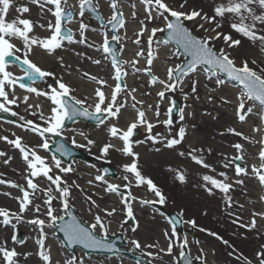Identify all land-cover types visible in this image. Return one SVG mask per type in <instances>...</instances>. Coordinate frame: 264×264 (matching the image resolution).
I'll return each instance as SVG.
<instances>
[{
    "label": "snow or ice",
    "instance_id": "1",
    "mask_svg": "<svg viewBox=\"0 0 264 264\" xmlns=\"http://www.w3.org/2000/svg\"><path fill=\"white\" fill-rule=\"evenodd\" d=\"M140 3L144 5L146 12V20L151 22L154 20H162L163 26L153 27L150 30L148 37L149 50L147 52V65L144 69L137 68L138 60L121 61L117 55V49L112 46V42L120 43L122 37L117 33L111 35L109 38L108 33L103 34L102 44L97 51H102L111 57V66L114 70V79L116 81L115 86L111 92V96H107L100 87L94 90L93 103H88L89 97L77 98L74 93V89L63 81V78H56L55 73L42 69L36 63L30 59V55L33 52V48L39 47L46 51L47 54H55L58 49L64 47V42L68 44H86L87 37L85 32L88 30L89 25L83 21L79 22V36L80 39L74 38V33L71 28H67L65 21L71 22L75 15L84 17L86 11L96 13V18L103 21L104 17L99 14V0H77V4H69V0H28V3H17V0H0V112L10 113L12 116H17L18 113L13 111L10 106H19V97L16 96V87L26 90L28 94H35L37 97H46L50 101L49 115L45 116L43 111L39 112V119L43 121V125L34 123L32 120H25L23 116H20V120L25 121L27 130L38 135L42 143L38 146L29 147L23 142V139L19 136L15 139H9L7 136L0 137L8 144L12 145L15 149H18L21 153L22 160L26 167L24 179L26 181V187L19 185L12 181H6L0 179V184H7L12 188L18 189L22 195L15 197L19 202V211L12 212L8 209L0 207V226L11 227L13 229V235L11 237L14 244L25 243L24 240H19L16 235V224L20 222L32 225L38 230V238L36 244L39 246V250L36 255L42 260L43 264H52L51 249L46 247V240L48 239V229H59L63 232L64 239L69 246L82 245L85 249H105L111 250V246L106 243L110 220L106 221V217H112L116 208L111 210L103 209L105 216L102 217L99 214L92 213V207H99L95 200H92L90 196L86 197L91 202V206L88 208L89 214L92 215V220L82 222L73 215L70 209L74 208L71 203V189L73 187L79 188V185L72 182L69 184L64 179L69 173L75 171V169L69 164L65 166L61 159L55 155L51 157V162L47 157H42L38 154L37 148L44 150L49 149V136H61L65 131V121L73 120L75 117H85L94 119L96 121V127L103 126L109 137L119 139L122 142V147L117 148L116 145L111 142L105 143L101 148V156L97 157L102 159L109 155L110 150L120 152L122 155L131 159L130 163L122 165V170L125 175L122 177L127 183L112 184L108 183L105 176L107 169L103 170L104 174L96 175L95 181H99L106 185L105 191L108 193H115L121 197V203L124 205L126 217L128 220H135L133 207L130 201H134L137 197L132 196L129 191L127 195L121 191V188L130 189L132 187V180L129 179V175L135 180V186H147L148 191L157 197L156 200L141 199V205H152L166 203V197L162 193L161 189L153 182L150 177L145 176L139 165L140 154L135 152L134 145L138 146L146 141H152L153 143H163L166 148H174L182 143L186 136V128L180 127L176 135L171 139L161 135L152 134L153 128L156 126L150 122L146 113L142 109H138L137 105L142 104L143 101H138L133 95L137 91L136 88L129 89L127 83H122V78L127 76V71L124 65L130 64V66L136 72L144 71L151 76L150 83L160 84L162 90L157 92V96L160 100L166 98V93L175 92L183 84L181 77L189 76L190 74H196L203 71L207 74V79L212 81L216 85V88H220L226 85L229 81L237 82L241 88L237 93V104L235 108L236 117L239 122H246V118L249 115L257 114L260 116L261 122L264 123V62L258 63L256 59L239 58L233 54V50L242 46V39L235 38L232 33L238 34L239 37L247 40L252 46L256 47L261 55H264V0H211L209 11H205L203 7H193L189 4V0H180L179 7H175L168 3V0H140ZM28 4L36 5L40 9L41 17L43 18L45 13H50L54 18V23L49 20L47 26L34 22L29 18H24V14L30 13L31 9ZM78 6V13L76 11ZM131 7L135 9V4ZM109 8L111 10V16L107 19L106 23L112 26V29H119L125 26L124 13L120 8L119 0H110ZM15 12L19 15L12 16L11 13ZM137 13L132 12V17L135 19ZM142 28L138 36H142L147 29L144 27L145 21H140ZM189 24L192 27H189ZM207 25V27H206ZM39 27L50 32V35L45 38H41L34 33V28ZM230 31H227V30ZM201 35L196 33L201 32ZM167 32V39L161 41V43L167 45L170 42H175L176 51L172 53L174 56L185 55L189 57L186 64L175 65L169 67L166 73V79H159L155 75H151V65L156 58L151 45L153 44V37L157 33ZM19 41L21 46H17L13 41ZM223 41L226 47H217V41ZM134 43L139 44L140 40L137 39ZM93 45H89L92 47ZM182 50V51H181ZM123 51V48H120ZM22 53L21 55H19ZM144 55L143 50L138 51L136 56ZM11 58V59H10ZM63 65V57H58ZM239 59V63L237 60ZM18 61L21 65L26 66L23 68V76H15L12 71H9V64L11 61ZM94 64H101V60L95 59L92 61ZM85 75H88L85 73ZM48 77H53L54 85H48L49 90H41L32 86L36 81H43ZM175 77V79H174ZM27 79L31 84L26 85L21 82ZM91 79L98 85H106L107 81L104 79H97L92 76ZM198 81H192V92H196V84ZM215 91L216 89H212ZM182 91V88H181ZM123 94V99L121 95ZM131 99V107L136 110L137 115L135 120L128 124L126 130L118 126V121L122 110L128 107V99ZM187 98V96H185ZM199 97H197L198 99ZM29 96L23 97V103H28ZM212 97H209L211 101ZM223 103H231V101L221 98ZM87 104V106H85ZM259 107L260 112L254 113V109ZM35 108L41 109L40 104L35 106L28 104V109ZM152 106L149 105L151 110ZM175 109V102L170 100L169 107L166 115L168 119L162 121L165 126L171 129L173 120L171 114ZM27 110V109H26ZM179 119L185 120L184 108L179 110ZM33 115L36 112L33 111ZM155 115L159 117V104L156 105ZM189 116L192 113H188ZM109 121H116V123H109ZM144 127L147 135L144 140L134 139L139 133L137 129ZM253 132H261L264 129L254 126ZM233 134L240 137L242 140L247 141L253 145L259 143L261 145L258 155L254 158L259 159L261 163L259 166L252 164L249 166L245 161L246 150L242 143H235L231 145L236 150V155L233 157H225V163L223 167L228 169L234 164V173L236 177H255L258 179L261 186H264V136L259 141L252 140L250 137L245 136L242 132L237 131L235 128L229 127L223 134ZM79 135L83 136L86 140V144H78L75 136L72 137L71 142L76 147L91 148L96 144V141L88 138L83 132ZM159 151V149H157ZM202 149L194 148L188 155L192 161L200 165L205 169H209L215 173V168L207 163L197 153L202 152ZM211 152V149L208 150ZM56 152L61 156L70 155L68 149L64 144H59L56 147ZM180 156H184V152L179 153ZM6 153L0 151V157H5ZM12 157L4 159L3 163L7 165L11 161ZM240 161V163H235ZM92 167H95L92 165ZM99 171V170H98ZM169 171L175 173V178L181 183L185 182L184 172L178 169H171ZM3 174L0 173V176ZM220 178L215 175L205 174L202 176V180L205 182L204 187L206 191L211 195L214 190H219L225 194L227 206L232 207L233 201L230 195H228L233 189L234 184L243 185V179H235L231 183L230 177L227 172L221 171L218 173ZM39 178L46 179L49 183L45 188H41L36 182ZM89 184L92 181L88 182ZM81 191H83L81 189ZM43 193L45 199L43 200V207L45 211L42 213L43 219L36 215L32 219L25 220L24 213L31 207L35 213H41V205L34 204V200L37 198V193ZM5 195H11L10 193H4ZM261 200H264V196H261ZM54 201H59V207L54 206ZM240 207H243L242 205ZM63 214H60V213ZM181 216L183 213L180 214ZM259 215L264 218V213H253V219L248 224H241V227H246L248 230L256 228L255 217ZM68 216L69 219H65ZM13 220L16 223H13ZM125 220L123 223H127ZM59 222V223H58ZM236 223L237 221H233ZM123 223L121 227H123ZM187 223L195 227V221L189 220ZM138 222L132 228L135 232L138 228ZM201 231H206L201 229ZM55 233H53L54 235ZM216 236V233H209ZM165 236L169 237V233L165 232ZM179 241L178 245L173 240ZM217 239H222L217 236ZM133 250L141 249L139 241L133 239L130 241ZM197 243H199L197 241ZM224 244H228L227 240L223 241ZM188 239L185 236L180 238L177 236L176 229L173 227L171 236L169 237V243L166 249L161 248V252H165L167 255H173L174 247L178 246L179 260H184L185 264H193L192 259L188 258L186 249L188 248ZM145 247L152 248L156 245H146ZM236 250L230 252L229 255H233ZM23 255L27 260L29 256L33 255L31 252L20 253L16 248H9L7 246V240L0 241V264H19V257ZM147 256L153 258H159L157 254L147 252ZM237 260H243V264H252V261L243 254H238L235 257ZM196 260L201 261L203 264V249H201V255L195 257ZM256 259L258 264H264V246L260 251L256 252ZM179 260L174 257V264H179ZM59 264V262H57ZM64 264H84L82 258L76 255H71L64 261ZM137 264H140L138 261ZM148 264H151L149 261Z\"/></svg>",
    "mask_w": 264,
    "mask_h": 264
},
{
    "label": "rangeland",
    "instance_id": "2",
    "mask_svg": "<svg viewBox=\"0 0 264 264\" xmlns=\"http://www.w3.org/2000/svg\"><path fill=\"white\" fill-rule=\"evenodd\" d=\"M95 2V0H94ZM109 2L110 0H99V14L104 17V20L102 21V24L93 19L89 14L85 13L84 17H80L78 14L74 16L73 20L71 22H67V27L71 28L74 33V38L79 40V22L83 21L84 23L89 25L88 30L85 32V35L87 37V43L86 44H77L72 43L68 44L66 41L64 42V47L61 49H58L55 54L49 55L46 53L45 50L35 47L33 48V52L30 55V59L36 63L38 66H40L42 69L52 71L55 73L56 78H63V81L69 84L74 89V95L77 96V98H84V96H80L79 92L81 90L85 91L84 94L93 95V88L94 87H100L101 90L105 92L107 96H111V92L115 86V79H114V70L111 66V59L109 56H107L102 51H97L98 48H100V45L102 44L103 34L105 32L108 33L109 38L111 37L112 33L110 31L109 25L106 23L107 19L111 16V10L109 8ZM17 3H28V0H17ZM168 3L172 4L175 7H179L180 0H168ZM211 0H192L189 1V4L193 7H203L205 11H209ZM69 4L76 5L77 0H69ZM120 7L127 8L128 10L134 11L137 9V6L141 11H135L137 12L136 18L134 21L137 23H140L141 20H146V12L144 5L140 3V0H119ZM132 4H135V9L131 7ZM209 5V7L207 6ZM31 11L30 13L24 14V18H29L33 20L34 22H38L40 24H44L45 27L47 26V23L49 20H52L54 23V18L51 16L50 13H45L44 17H41L40 9L36 5L28 4ZM206 6V7H205ZM78 13V6L76 9ZM12 16L19 15L18 13L12 12ZM163 26L162 20H154L150 23L146 24L145 28L147 29L144 31L143 38L145 39V35L150 31L153 27H161ZM189 27H192L191 24H189ZM207 27V25H206ZM141 29L142 26L136 25V24H127L125 21V26L123 28H120L117 33L122 37V40L120 43L115 42L117 45V52L118 57L120 60L127 61V59L132 60H138V64L136 65L137 68L144 69L145 67H140L139 63L144 61L142 57L136 58L132 56L126 55L124 50L127 48V45L129 43H126L124 40V35L127 32V29ZM227 30V29H226ZM230 31V30H227ZM116 33V34H117ZM35 35L45 38L50 35V32L39 28L38 26L34 28ZM150 34V32L148 33ZM197 35L202 34L201 32L196 33ZM235 38L242 39V46L233 50V54L236 55L239 58H245V59H256L258 63L264 62V55H261L259 50L252 46L250 42L247 40L241 38L238 36V34L232 33ZM163 33H157L155 37H153V44L152 47H160L167 51V54L165 55L166 60L162 62V68L159 70L160 73L151 72V75L157 76L159 79H166V73L167 69L169 67H174L175 65H180L183 61L182 56H174L172 55L173 52L176 51L175 47L171 44H163L161 43ZM148 38V37H147ZM135 40V37L133 38ZM17 44V46H21L19 41H13ZM217 47H226V45L223 44V41H217L216 42ZM89 45H93L92 47H89ZM123 48V51H120V48ZM22 57V53H20ZM58 57H63V65L61 66V62L58 59ZM95 59L101 60V64L97 65L94 64L92 61ZM239 63V59L237 60ZM87 68L90 67L93 71L88 69L91 73H88L89 77L87 78H81L77 74L78 68ZM125 70L127 71V76L122 78L123 83L127 82L128 80L132 79H138L140 83L146 84L148 86V89H160L162 90V86L160 84H151L150 83V77L147 73L144 71L136 72L134 69L130 66V64L124 65ZM16 68V67H15ZM14 66L11 68H8L9 71H12L15 76H20L16 74V69ZM102 69V71H101ZM95 76L97 79H104L107 81L106 85H98L95 81L91 79L92 76ZM199 77V81L196 79V77ZM67 77V78H66ZM183 84L177 88L175 92H168L166 93V98L164 100H160L158 97L159 102V110L160 115L157 117V120H166L169 117L166 115L170 100H176L179 105V110L181 108H184V111L187 109H193L195 111V114L199 115V124H204L207 130L218 132H225V130L232 126L233 120L237 119L235 108L237 104V100L230 99L231 103H223L221 98L226 99V95L220 94L221 88L229 89L232 93L233 97H237V93L239 91L238 88H236L234 85L227 83L226 85L216 88V85L214 83V80L210 81L207 79V74L203 73V71L198 72L196 74H190L189 76L183 77ZM191 81L196 80L198 83L196 86L204 82L206 84L205 90L203 89V92H192L190 94L182 93L181 88H184L185 85ZM77 81H83V85ZM74 82H77L75 84ZM53 84L54 85V79L53 77H48L45 80H43V83L34 87H37L41 90H49L48 85ZM92 86V87H91ZM17 89L19 87H16V93H18ZM91 89V92H90ZM212 89H216L213 91ZM139 87L137 88V91L135 93L139 94ZM139 92V93H138ZM187 96V98H185ZM197 97H199L197 99ZM209 97H212L211 101L209 100ZM41 103H44L47 105V109L49 110L51 104L50 101L46 97H38ZM123 99V94L120 97ZM149 98V97H148ZM193 99L194 104H189V100ZM94 100V99H93ZM92 100V101H93ZM147 101V97L145 100ZM19 106L16 105L10 106L13 111L17 112V116H13L18 121V128L26 129L27 125H25L24 120H20L19 117L23 116L25 120H32V112L33 109H28L26 107V104L23 103V100L20 99L18 101ZM87 106V104L85 105ZM144 106H146V102L144 103ZM27 109V110H26ZM125 109L122 110V113L120 115L121 120L118 121V126L120 128H123L126 130L128 124H130L134 120V115L136 116V110L130 109V112L132 115H126L127 111L124 112ZM149 115H152L151 111H147ZM260 109L259 107L254 109V113H259ZM50 113L47 114V116ZM180 115V113H179ZM179 115L175 118H171L173 120V125L171 129L168 128V131H170V134H177L179 131L180 126L179 124ZM127 116V117H126ZM238 120V119H237ZM116 123V121H109ZM0 123H7L2 120H0ZM251 124L252 129L254 126L260 127L261 129H264V123L261 122L260 116L257 114L249 115L246 118V122L241 123L239 122L237 124L241 126V128L244 127L245 124ZM155 124V123H154ZM9 126L8 128L13 129V125L7 123ZM12 125V126H10ZM43 125V124H42ZM15 127V126H14ZM16 128V127H15ZM240 128V127H239ZM24 129V130H25ZM95 129L98 130V127L96 125L91 124H85L83 122L80 123H74L71 126L65 127V131L61 137L67 141L69 144L74 146L75 148L81 150L82 152L87 153L89 156H91V161L88 163L80 162V161H72L71 166L74 169L81 170V167L85 165L87 168H89V176L91 179L95 182L97 186H103L106 188V185L99 181H95L94 177L96 175L101 174V167L106 164L111 167L113 171H115L116 176L114 178H106L108 183L112 184H120L123 185L127 183L126 181L122 179V177L125 175V173L122 170V165L125 163H130L131 159L129 157H126L124 155H120L117 152H114L113 150H110L109 155L98 159L97 157H100L102 154L100 151L97 150L95 146H91L90 150L89 148H80L76 147L74 144H72L71 139L73 136H75V139L78 144H86V140L83 136L79 135L80 132H83L85 135L90 130ZM22 130V132L24 131ZM146 129L144 127H140L137 129V132L139 133L137 136L134 137V139L137 140H144L147 133L144 132ZM163 131V127L160 125H156L153 130L152 134H161ZM1 137L7 136L9 139H15L18 135L9 131L8 129H0ZM21 132V133H22ZM104 134H108L107 132H103ZM253 133H260L258 136H264V131L261 132H253ZM25 133L23 132V136ZM51 137L49 136V143H51ZM114 141L117 142L116 145L117 148L122 147V142L119 139L113 138ZM0 141H3L6 148L8 149L9 153L12 157L17 158L20 161V166L18 170L12 171L6 176H0V179H4L6 181H12L15 183H18L21 186L25 187V179L24 175H26L25 172V163L22 160L21 153L18 149H15L12 145L8 144L3 139H0ZM259 141V140H257ZM23 142L26 143L29 147L38 146L42 143L41 138L38 135H35V139L33 141H27L23 139ZM222 144L223 154H224V160L221 161L219 167L220 171L227 172L228 176L230 177L229 182L231 183L235 179H243L244 184L238 185L234 184L233 188L236 189L237 187H240L243 190V196H236V194H228L231 195L233 199L236 200L235 203L232 204V207H228L227 203L225 205L218 204L215 206V200H204V199H196L195 197H192V199L187 200L183 199L180 196L184 195V192L180 189V191L177 193L171 192L170 189L167 188L165 192H162L166 197V203L164 205L160 204H152V205H141L139 200L140 199H148V200H156L154 198V194L149 192H146L145 189H147L146 185L136 187L135 186V180L132 178L131 175H129V179L132 180V187L130 189H124L121 188V191L124 192L125 195L130 191L132 196L137 197L136 200L130 201L133 207V212L135 216V220H132V224L128 225L127 223H123L125 220H128L125 213L124 205L121 203V197L118 194L115 193H108L109 196L115 199V203L113 205L111 204H104L105 207L112 209L113 207L116 208L115 214L110 218L111 223L109 225V232L107 237L111 236H121L123 238V243L120 244L121 250H123L125 253L131 255V256H140L142 259V262L140 264H148L150 261L151 264H174V257L176 260H179V247L176 246L173 249V255H167L165 252H161L160 249H166L169 243V237L172 233V225L168 221L167 216L168 214L174 213L178 215L182 222H183V229L182 232H176L177 236L181 239L185 236L188 239V248L185 250L188 254L189 258L192 259V261L195 264H202L201 261H198L195 259L196 256L201 255V249H203V264H243V260H237L235 257L238 254H243V256L247 257L249 260L252 261V264H258V261L256 259V252L260 251L262 246H264V218L257 215L255 217L256 219V228L252 230H248L246 227H241V224H248L253 219V213H264V200H261V196H264V186H261L258 179L255 177H236L234 173V164L232 167L225 169L223 167V164L226 162L225 157H233L235 156L236 150L231 147V145L235 144L236 141H232L231 144ZM244 148L246 150L245 154V161L247 162L248 166L252 164V162L261 163L260 160L256 158H252V150L255 151V148L250 146L248 143H245ZM136 147L134 145V151L136 150ZM37 152L42 157H47L49 159V162H51L52 154H49L46 150L42 148H37ZM2 157H0V173L4 174L3 166L1 165ZM236 163V162H235ZM240 163V161L238 162ZM65 165V164H64ZM94 165L95 167H92ZM139 165L140 161H139ZM67 166V165H65ZM143 168L141 167V170ZM99 170V171H98ZM250 170V169H249ZM217 172L215 176L217 178H220L218 176ZM71 174V173H70ZM211 175V174H210ZM214 175V174H212ZM65 180H67V176L64 177ZM41 188H45L48 186V181L44 178H39L36 181ZM123 183V184H122ZM181 183V182H180ZM8 186L7 184H0V207L8 209L12 212H18L19 211V202L15 199V197H19V190L13 189L14 192L13 195H5L4 193H9L7 190ZM12 188V187H10ZM71 189V203L74 205L73 212L75 215L81 220L82 222H87L92 220V215L89 214L88 209H86V206L89 207L91 205L86 204L85 202H80L81 196L78 194L79 192ZM76 194H75V193ZM177 193V194H176ZM182 194V195H181ZM36 199L34 200V204H40L41 205V213H35L32 208H29L23 215L25 220L32 219L34 216L38 215L41 219L44 218L42 213L45 211L43 207V200L45 199L43 193H37ZM219 197H225V194L222 193L219 195ZM12 203H9L12 201ZM226 198V197H225ZM243 207H240V206ZM54 206L59 207V201H54ZM141 206L144 212L143 215L140 214L137 211V207ZM85 207V208H84ZM222 210H221V209ZM92 213L96 214L94 210H92ZM183 213L181 216L180 214ZM60 214H63L62 212ZM142 216L144 217H150L152 221L157 222L161 228H159V231H162L164 234L165 232L169 233V237H162V241L159 243V246L156 245L155 242H151L146 238L138 237L136 238L135 232L132 231V228L136 225L138 222V228L136 231L140 228L142 225ZM2 219V218H0ZM113 220L116 221V223H113ZM189 220L195 221V227H193L191 224L187 223ZM233 221H237L234 223ZM152 222V223H155ZM13 223H16L15 220H13ZM123 223V227H121V224ZM151 223V224H152ZM26 225H29L24 222H20L16 224V230H21L24 235V241L25 243L23 245L21 244H14L12 242V235H13V229L9 227H3L0 226V241L7 240V246L9 248H16V250L20 253L25 252H31L33 255L29 256L27 260L24 259L23 255H21L19 259V264H43L42 260L36 255V253L39 250V246L35 242H32L30 239H33L34 235H36V240L38 238V230L33 227V231L30 232V229L27 228ZM30 226V225H29ZM32 226V225H31ZM114 228V230H113ZM201 229H205L206 231H201ZM15 230V231H16ZM45 231L49 233L48 235V242H51L53 244L59 243L62 248V253L59 258L61 259V262H59L60 259H57L59 264H64V261L68 259L71 255H76L77 257H80L83 259L84 264H137L138 261H135L134 259L130 257L125 256H91L87 257L84 255V253L80 250H75V252L70 253L67 252L65 248H63L61 241L59 240V237H57L55 234L53 235L54 231L53 229L46 228ZM189 231H193L195 234V240H192L188 234ZM209 233H216V236L210 235ZM34 234V235H33ZM54 236L56 237L55 240H53ZM217 236L222 239H217ZM137 240L141 244V249L139 250H133V247L130 243L131 240ZM175 243L178 245L179 241H176L175 238H173ZM227 240L228 244H224L223 241ZM60 241V242H59ZM197 241L199 243H197ZM147 242V243H145ZM146 245H156V247L148 248L145 247ZM233 249L236 250L233 255H229L230 252H233ZM147 252H152L153 254H157L159 258H153L146 255ZM56 258H58V255L54 252L53 253ZM92 255V254H90Z\"/></svg>",
    "mask_w": 264,
    "mask_h": 264
},
{
    "label": "bare ground",
    "instance_id": "3",
    "mask_svg": "<svg viewBox=\"0 0 264 264\" xmlns=\"http://www.w3.org/2000/svg\"><path fill=\"white\" fill-rule=\"evenodd\" d=\"M192 1V0H189ZM209 7V5H207ZM206 7V6H205ZM121 10L124 13V19L126 21L127 24H136V25H141V23H137L136 21H134L135 19L132 17V12L131 10H128L127 8H122L120 7ZM137 11H141L139 9V7L137 6ZM134 10V11H136ZM137 13V12H136ZM136 18V17H135ZM150 23L149 21H145L144 27L146 26V24ZM141 29H127V32L124 35V40L126 43H129L127 45V48L124 50V52L126 53V55L128 56H132V57H136L139 59V57H142V59H144V61L139 63L140 67H145L148 66L147 65V52L149 50V44H148V38L150 34H148L150 31H148V33L145 35V39L142 36H138L137 33L140 32ZM135 40L139 39L140 43L136 44L134 43V38ZM151 49L155 55V59L153 60V63L151 65V69L154 72L160 73L159 70L162 68V62H164L166 60L165 55L167 54V51L160 48V47H152L151 45ZM143 50L144 55L137 57L136 53L138 51ZM127 61H131L130 59H127ZM12 65H9V68H11ZM13 67V66H12ZM15 68V67H14ZM90 67H85L83 69L78 68L77 69V74L81 77V78H87V76L89 77V75H85V73H91L88 69ZM16 74L19 75L20 71L19 69L16 67ZM91 71H93L90 68ZM102 71V69H101ZM92 76V75H90ZM67 78V77H66ZM196 79L199 81V77L197 76ZM79 83H81V85H83V81H77ZM77 82H74L75 84H77ZM127 86L129 89L131 88H138L139 87V94L137 93H133V95H135L136 99L138 101H143L145 100V98L147 97V101H143L142 104H138L137 108L138 109H142L145 111L146 113V117L147 119L152 122L155 123V125H160L163 127V131L161 133V135L171 139L174 135L176 134H170V131H168V127L165 126L163 123H161L164 120H157V116L155 115V109H156V105L159 104L158 102V96H157V92L161 91L160 89H153L150 90L148 89V86L146 84H141L140 81H138V79H132V80H128L127 82ZM191 81L189 80V82L185 85L184 88H182V93H186V94H190L192 93V85L190 84ZM92 87V86H91ZM97 87L93 88V93L94 90ZM206 88V84L204 82L199 83L196 86V92H203V89L205 90ZM18 93H16V96L19 97L20 99L23 100L24 96H29L28 99V103L26 104V107L28 108V104H31L33 106H35L36 104H40L41 105V109L37 110L35 108H32L33 111L36 112V115H32V119L34 123L37 124H43L44 122L41 121L39 119V112L43 111L44 115L47 116V114L49 113V110L47 109V105L44 103H41V101L39 100V98L37 96H35V94H28L26 92V90L24 89H17ZM91 92V89H90ZM85 91L81 90L79 92V95L82 97H89V101L88 103H93V99H94V94L93 95H88V94H84ZM195 93V92H194ZM220 94H224L226 95V100H230L233 99L235 100L236 98L233 97L232 93L230 92L229 89L225 88H221L220 90ZM149 97V98H148ZM19 99V100H20ZM18 100V101H19ZM146 102V106H144V103ZM131 99H128V107L125 108L124 112L129 110L127 112L126 115H132V113L130 112V109H133L131 107ZM189 104H194L193 103V99L189 100ZM149 105L152 106L151 110L149 109ZM147 111H151L152 115H149ZM160 111V110H159ZM33 113V112H32ZM188 113H192L191 116L188 115ZM185 114V120L179 121L180 126H184L186 128V136L184 138V140L182 141L181 144L175 146L174 148H166L164 146L163 143H153L152 141H146L143 144H140L136 147L135 152H138L140 154V168L142 167V173L147 176L150 177L153 182L161 189L162 192H165V190L170 189L171 192H175L177 191V193L180 191V189L184 192V195L180 196L183 199H187L190 200L192 199V197H195L196 199H204V200H215L217 202H215V206H217L218 204L220 205H225L226 203V198L225 197H219L220 194H222L219 190H214L213 194H209L205 187L204 184L205 182L202 180V176L205 174H216L217 172L220 171V163L221 161L224 160V154H223V149H222V144H224V142H226L227 144H231V142L234 140L236 141V143H242L243 145H246L245 143H248L247 141L242 140L240 137H237L233 134L227 133V134H221L223 132H214L213 131H209L206 129V127L204 126V124H199L197 120H199V115L195 114V111L193 109H187L184 111ZM137 115V112H136ZM127 117V116H126ZM136 116L134 115V120H135ZM121 120V117L120 119ZM234 122L232 124V128H235L237 131L242 132L245 136L250 137L252 140H260L262 136H258V134L260 133H253L252 131V125L247 123L244 125L243 128H241L240 125L237 126V124L239 123V121L237 119H232ZM113 123V122H110ZM12 126V125H10ZM16 128H15V127ZM18 125H13V129L12 128H8L9 126L7 125V123H0V129H5V130H9L15 134H17L19 137H21L24 140L27 141H33L35 139V133H32L30 131L26 129H22L19 128L17 129ZM240 127V128H239ZM22 130H24L23 132L25 133V135L23 136V132ZM106 132V130L104 129L103 126L99 127L98 130L92 129L90 130L88 133H86V135L88 136V138L93 139L96 141V144L94 145L98 151H100V148L108 142H111L112 144H117L116 141L113 140V138L109 137L108 134H104L103 132ZM22 132V133H21ZM146 132V130L144 131ZM1 133V132H0ZM147 133V132H146ZM1 137V134H0ZM145 139V138H144ZM225 143V144H226ZM250 146L255 148V151H251L252 152V158L258 155V152L260 150L261 145L259 143L253 145L251 143H248ZM202 149V152L197 153V155L201 156L207 163H209L210 165H212L213 168H215L216 172L213 173L211 172L209 169H205L203 167H201L200 165L195 164L191 157L188 155V153L194 149ZM157 149H159V151H157ZM211 149V152H209L208 150ZM0 151L3 152H9L8 149L6 148L5 144L3 141H0ZM114 152H117L118 154L121 155L120 152L113 150ZM180 152H184L185 155L184 156H180L179 153ZM7 157H12L9 153H6L5 157H2V161H1V165L3 166V170H4V174L3 176H6L7 174H9L12 171H16L18 170L19 166H20V161L17 158L12 157L11 161L5 165L3 163L4 159H6ZM259 160V159H258ZM252 164H256L257 166H259V163L252 162ZM251 164V165H252ZM250 165V166H251ZM249 166V169H250ZM169 168L171 169H178L182 172H184L185 174V182L180 183V181H178L175 178V173L172 171H169ZM89 168H87L85 165H83L81 167V170L75 169L74 172H72L71 174L69 173L67 175V182L69 184H72L73 181H75V183L77 185H79V188L73 187L72 189L78 191L79 195L81 196L80 198V202H85L86 204L91 205V202L88 201L86 199V197L90 196L92 198V200H95L96 204L99 205V207H92V210H94L96 212V214L101 215L102 217L105 216L104 211H102L103 209H108L111 210L107 207H105L104 204H111L113 205V203H115V199L112 198L111 196L108 195V193L105 191V187H101V186H97L95 184V182L91 179V177L89 176ZM92 181L91 184H89L88 182ZM125 182V181H124ZM123 184V183H122ZM147 188V187H146ZM81 189L83 191H81ZM73 190V191H74ZM243 190L245 189H241L240 187H237L236 189H232L230 194H236V196H243ZM146 192H149L148 189H145ZM75 193V192H74ZM176 193V194H177ZM76 194V193H75ZM231 196V195H230ZM154 198H156L154 196ZM232 198V197H231ZM141 200V199H140ZM139 200V202H140ZM233 203L236 202L235 199L232 198ZM141 204V203H140ZM85 208V207H84ZM89 206H86V209H88ZM142 208L141 206L137 207V211L143 215V210L140 209ZM221 209V208H220ZM222 210V209H221ZM111 217H106V221L107 220H111ZM152 221L150 217H143L142 216V225L140 226V228L135 231V235L136 238L139 239L138 237H143L148 239L151 242H155L157 246H159V243L163 240L162 237L165 236V234L162 231H159V228H161V226L155 222ZM113 223H116L115 220H113ZM152 223V224H151ZM25 225V223H24ZM28 229H30V232L33 231V226H29L26 225ZM114 230V228H113ZM47 232V231H46ZM49 234V233H48ZM34 235V234H33ZM56 237L54 236L53 240H55ZM32 242L36 241V235H34L33 239H30ZM49 239L46 240V247H50L51 249V258H52V264H57V259H60L59 256H61V245L57 242L55 244L48 242ZM147 243V242H145ZM56 253L58 255V258H56V256L53 253ZM59 262H61V259L59 260Z\"/></svg>",
    "mask_w": 264,
    "mask_h": 264
},
{
    "label": "water",
    "instance_id": "4",
    "mask_svg": "<svg viewBox=\"0 0 264 264\" xmlns=\"http://www.w3.org/2000/svg\"><path fill=\"white\" fill-rule=\"evenodd\" d=\"M86 13L90 14L95 20L99 21L102 24V21L96 18V16H97L96 13H91V12H87V11H86ZM65 22H67V21H65ZM109 27L111 28V33L112 34H116V32H117L118 29H115V30L112 29V26L111 25H109ZM167 38H168L167 37V32H164L163 33V40H166ZM170 43L173 44L175 46V48L177 47L175 45V42L174 41L173 42H170ZM112 46L117 49V46L115 45L114 42H112ZM182 56H183L184 60H183V62L181 64V66L183 67L186 64V61L189 59V57H187L185 55H182ZM11 63L17 65L22 71H23V68L26 67L24 65H21L18 61L12 60ZM174 79H175V77H174ZM181 79H182V77H181ZM21 82L25 83L26 85H28L29 83H31L27 79H25V80H23ZM36 82H41V81L38 80ZM229 82L232 83V84H235L238 88H241V86L237 82H235V81H229ZM177 114H178V105L175 102V109L172 112L171 116H176ZM0 117L3 118V119H5V120H8V121H10L12 123H15V121L12 119V117L10 115H7V114L4 113ZM76 121H81V122H84V123H87V124H94V125H96V121L94 119H89V118H85V117H75L73 120H66L65 121V126H69V125H71L72 123H74ZM52 140L54 142V145H49L48 151L50 153H53L56 156H58L59 159H61L62 163L70 164L71 160L74 159V158L75 159H79V160H83V161H88L89 160V157L86 154H84V153L78 151L77 149H75L74 147L70 146L69 144H67L59 136L52 137ZM59 144H64L65 147L68 149L70 155H68V156H61L59 153H57L56 152V147ZM105 169L108 170L105 177H109V178H114L115 177V173L111 170V168L108 165H104L103 166V168H102V173L103 174H104V171L103 170H105ZM69 211H71L72 214L74 215L72 209H70ZM168 217H169V220L171 221V223L174 225V227L177 230L181 231V228H182V221H181V219L177 215H175V214H170ZM65 219L67 220V219H69V217H66ZM128 223L131 224V221H129ZM56 232L59 233L57 229H56ZM61 234H63V232ZM190 235H191L192 238H194L193 233H190ZM63 236H64V234H63ZM64 240L65 239L63 237V242H65V245L69 249L70 252H73L74 249L76 247H78V248L84 249L86 251V253L107 254V255H110V256H114L116 254L127 255V254H125L124 252H122L120 250L119 245L123 243V238L121 236H119V235L118 236H115V237H112L111 238V242H108V237H107L106 243L111 246V250H109L108 248H105V249H85V248H83L82 245L69 246L68 243H67V241L66 240L64 241ZM188 258H189V256H188ZM135 259L141 261L140 258H135ZM179 264H185V261L184 260H180Z\"/></svg>",
    "mask_w": 264,
    "mask_h": 264
},
{
    "label": "flooded vegetation",
    "instance_id": "5",
    "mask_svg": "<svg viewBox=\"0 0 264 264\" xmlns=\"http://www.w3.org/2000/svg\"><path fill=\"white\" fill-rule=\"evenodd\" d=\"M13 189H16V188H10V187H7V190L9 191V193L14 192ZM12 195H13V193H12ZM13 197H14V195H13ZM10 199H11V198H10ZM11 200H12V199H11ZM12 202H13V200L10 201L9 203H12Z\"/></svg>",
    "mask_w": 264,
    "mask_h": 264
}]
</instances>
